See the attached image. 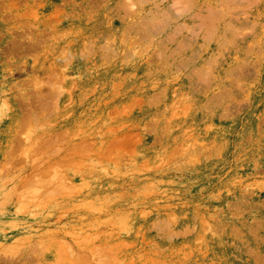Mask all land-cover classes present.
I'll use <instances>...</instances> for the list:
<instances>
[{"label": "rangeland", "instance_id": "1", "mask_svg": "<svg viewBox=\"0 0 264 264\" xmlns=\"http://www.w3.org/2000/svg\"><path fill=\"white\" fill-rule=\"evenodd\" d=\"M0 264H264V0H0Z\"/></svg>", "mask_w": 264, "mask_h": 264}]
</instances>
